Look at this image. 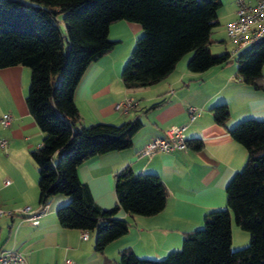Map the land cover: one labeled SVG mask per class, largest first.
<instances>
[{"label": "trees", "instance_id": "1", "mask_svg": "<svg viewBox=\"0 0 264 264\" xmlns=\"http://www.w3.org/2000/svg\"><path fill=\"white\" fill-rule=\"evenodd\" d=\"M217 6L218 0H0V68H29L25 103L43 132L41 143L30 150L40 205L55 194L68 196L56 210L57 221L64 228L94 231L99 252L129 228L127 219L116 216L119 209L153 215L164 207L167 189L159 175L134 173L127 166L113 176L116 204L103 209L94 203L77 175L78 165L129 147L142 122L136 117L120 124L80 125L75 88L87 66L112 49L115 41L108 38V27L118 20L141 27L121 70L125 87L156 83L187 53L191 56L186 66L192 72L226 63L228 53L209 50ZM235 61L243 81L264 88V39L241 50ZM210 111L220 124L229 115L224 102ZM228 133L245 148L246 160L225 186V206L209 210L201 228L186 231L179 249L146 258L125 247L117 264H264V119H241ZM188 144L194 150L202 147L199 138ZM231 216L250 235L246 246L234 250Z\"/></svg>", "mask_w": 264, "mask_h": 264}, {"label": "crops", "instance_id": "2", "mask_svg": "<svg viewBox=\"0 0 264 264\" xmlns=\"http://www.w3.org/2000/svg\"><path fill=\"white\" fill-rule=\"evenodd\" d=\"M230 3L227 14L222 18L217 14L209 43L212 54H229L226 63L192 72L186 66L191 56L187 53L156 83L125 87L121 70L141 27L135 22L118 20L108 27V38L115 41L112 49L87 66L74 91L80 125L120 124L136 117L142 122L129 147L90 157L78 165L77 175L87 185L94 203L103 209L116 204L113 176L128 166L134 173L160 176L167 189L164 207L149 216L119 209L116 216L127 219L129 228L99 252L94 248V231L59 224L55 213L67 203L68 196L55 194L37 224L17 213L0 216V250L19 251L26 264H64L66 258L73 264H117L119 252L125 247L138 257L161 258L179 249L184 233L201 227L209 210L225 206V186L246 160L245 148L229 135L228 129L244 118L264 119V88L255 89L239 76L235 57L241 50L230 54L234 44L225 25L235 17L237 0ZM261 74L264 85V63ZM29 80L30 70L26 66L0 68V115H11L7 127L0 125V136L7 140L0 147V205L9 210L24 206L35 209L40 205L38 172L30 150L41 143L43 132L25 103ZM126 98L132 100L131 106L118 108L117 104ZM158 102V106L151 107ZM221 102L229 108L222 124L214 121L210 111V107ZM189 105L200 108L191 122L186 110ZM173 124L186 125V141L199 138L201 149L194 150L188 144L183 150L141 154V148L151 137L164 136L166 128ZM5 180L9 183L5 184ZM82 231L86 232L85 237L81 236ZM230 231L232 249L249 242L246 231L233 219Z\"/></svg>", "mask_w": 264, "mask_h": 264}, {"label": "built area", "instance_id": "3", "mask_svg": "<svg viewBox=\"0 0 264 264\" xmlns=\"http://www.w3.org/2000/svg\"><path fill=\"white\" fill-rule=\"evenodd\" d=\"M226 33L234 44V48L230 51L231 55H235L240 50L248 47L255 41L264 39V0H255L253 4L245 3L243 0H237V8L235 17L226 23ZM264 79V78H263ZM132 100L126 98L117 104L118 108L126 109L131 106ZM187 117L189 122L193 121L200 113V108L189 105L187 106ZM11 115L8 112L0 115V125L7 127L10 124ZM186 125L173 124L165 130L164 136L151 137L141 148V154L150 156L155 152H170L174 150H183L188 147L185 138ZM7 140L0 136V147H4ZM5 184L9 180L4 181ZM46 204L32 209L30 206H24L17 210L5 209L0 205V216L20 214L31 222L37 224L41 215L44 214ZM81 236L85 237L86 232L82 231ZM0 264H26L23 255L14 249L0 250ZM64 264H73L72 260L66 258Z\"/></svg>", "mask_w": 264, "mask_h": 264}, {"label": "rangeland", "instance_id": "4", "mask_svg": "<svg viewBox=\"0 0 264 264\" xmlns=\"http://www.w3.org/2000/svg\"><path fill=\"white\" fill-rule=\"evenodd\" d=\"M230 0H218V6H217V14H218V16H221V18L223 17V15H225V14H227L230 10H231V7H230ZM220 20V22H221V19H219ZM217 27H219V26H217ZM226 37H227V35H226ZM228 39V38H227ZM3 114V113H2ZM1 114V115H2ZM231 219H233L232 218V216H231ZM203 226V224L201 225V227ZM200 227V228H201ZM245 231V230H244ZM243 231V232H244ZM244 233H247V235L248 236H250L249 235V233L246 231V232H244ZM248 244V242L245 244V245H243V246H241V247H239V248H242V247H244V246H246ZM234 250V249H233Z\"/></svg>", "mask_w": 264, "mask_h": 264}]
</instances>
